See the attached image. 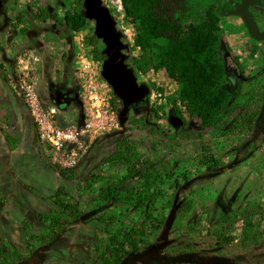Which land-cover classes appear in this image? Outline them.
Returning a JSON list of instances; mask_svg holds the SVG:
<instances>
[{"label":"rangeland","instance_id":"1","mask_svg":"<svg viewBox=\"0 0 264 264\" xmlns=\"http://www.w3.org/2000/svg\"><path fill=\"white\" fill-rule=\"evenodd\" d=\"M84 1L0 0V140L18 118L21 129L28 123L35 128L21 94L23 80L34 85L39 98L64 104L61 117L68 122L82 119L83 87L104 80L110 88L100 74L103 61L97 53L104 43L97 38L95 47L89 44L95 20L88 18L78 31L68 26L66 13L71 9L86 13ZM232 2L187 0L184 11L173 13L183 27L205 21L207 13L214 14L217 28L212 27V34L222 54L220 81L235 92L233 103L220 111L217 125L203 128L183 114L175 128L169 123V110L175 104L184 112L180 85L156 68L151 51L135 44L136 23L125 15L120 0H102L116 29L124 34L125 56L116 68L120 94L129 103H140L145 91L137 85L144 83L149 89L148 103L156 112L147 105L132 107L122 129L97 137L66 172L69 179L63 180V188L79 200L82 217L73 221L70 232L64 231L54 242L37 248L29 260L17 264H100L96 248L106 235L101 217L109 213L123 219L140 217L124 194L116 203L101 204L97 199L101 186L117 183L125 175L126 166L118 159L121 154L131 156L136 167L149 159L160 173L156 189H161V195L145 206L163 224L138 248L139 255H152L162 264H264V40L250 37L243 20L228 14L231 8L223 9ZM250 11L264 30V9L251 7ZM227 55L238 63L241 75L226 68ZM86 61L90 68L80 74ZM125 76L132 81L124 80ZM120 102L118 112L123 107ZM35 135L47 164L57 165L51 149ZM183 173H188L187 181ZM37 179L40 184L44 178L38 175ZM120 184L122 189L137 185L135 179ZM11 197L0 210V238L5 236L23 249L22 220L27 219L30 231L36 232L37 214L49 212L53 205L22 184ZM182 202L190 205L188 211L178 212ZM97 205L101 207L96 209Z\"/></svg>","mask_w":264,"mask_h":264},{"label":"trees","instance_id":"2","mask_svg":"<svg viewBox=\"0 0 264 264\" xmlns=\"http://www.w3.org/2000/svg\"><path fill=\"white\" fill-rule=\"evenodd\" d=\"M232 1L223 9L232 8L233 4L240 0ZM120 3L125 15L136 23L135 44L143 50L151 51L156 60V68L163 69L180 85L179 101L185 113L173 104L169 110V123L177 128L183 121V114H186L190 119L195 118L200 127L217 125L220 111L224 106L233 103L235 92L220 81L222 54L216 47L217 40L212 34V27L217 28L214 14L207 13V21L189 23L183 27L173 13L184 11L187 0H120ZM66 15L68 26L73 31L80 30L89 18L87 12L81 14L76 9L69 10ZM115 30L123 49L125 43L121 38L124 34L121 30L118 31L116 26ZM97 38L101 37L94 31L89 44L95 47ZM97 53L101 61H104V48ZM137 88L145 91L140 104H146L152 112H156L148 103V87L140 83ZM117 100L120 98L111 90L110 102L114 108ZM118 150L121 152V146ZM118 159L126 166V173L119 182L99 188L98 202H120V194H124L126 202L131 201L136 205L132 210L140 217L138 220L132 216L123 219L113 213L101 217L106 224V235L104 241L96 248L100 255V264H119L126 257L130 262L131 257L134 258V252L141 245H145L148 238L163 224V219L154 214L151 207L145 206L148 200L160 196L162 192L161 189H156L160 182L157 164H152L153 161L146 159L136 167L131 156L121 154ZM53 168L65 179H69L66 172L72 168L59 165H54ZM127 179H135L137 185L122 189L120 182ZM183 180H188V173H183ZM180 185L177 183V186ZM77 187L80 189L79 185ZM49 198L53 207L49 212L37 214L40 225L36 232L30 231L27 219L22 220L21 226L25 232L23 249L14 246L9 238L1 236L3 247L0 248V264H17L29 260L37 248L54 242L62 230L68 229L73 221L82 217L83 210L79 200L63 187L56 188ZM7 202V198L0 193V210ZM100 207L101 205H97L96 209ZM177 208L178 212H186L190 205L182 202ZM155 263L158 264L156 261Z\"/></svg>","mask_w":264,"mask_h":264},{"label":"built area","instance_id":"3","mask_svg":"<svg viewBox=\"0 0 264 264\" xmlns=\"http://www.w3.org/2000/svg\"><path fill=\"white\" fill-rule=\"evenodd\" d=\"M89 68L86 61L80 74ZM20 90L29 107L37 138L51 149L53 162L61 167L76 166L98 136L122 129L118 111L110 102V88L104 80H95L83 87L81 121L63 120L64 105L54 99L39 98L31 82L23 80Z\"/></svg>","mask_w":264,"mask_h":264},{"label":"crops","instance_id":"4","mask_svg":"<svg viewBox=\"0 0 264 264\" xmlns=\"http://www.w3.org/2000/svg\"><path fill=\"white\" fill-rule=\"evenodd\" d=\"M14 106L20 107V104L15 103ZM19 122L20 118L5 133V139L0 140V193L7 198L8 204L12 198V191H15L17 185L22 184L26 188L42 194V197L50 205L52 204L50 195L56 188L65 186L64 177L48 165L45 157L40 153L38 143L35 141L34 126L28 123L25 128L21 129ZM38 175L44 178L40 184H38ZM66 230L65 233L70 232V229Z\"/></svg>","mask_w":264,"mask_h":264},{"label":"water","instance_id":"5","mask_svg":"<svg viewBox=\"0 0 264 264\" xmlns=\"http://www.w3.org/2000/svg\"><path fill=\"white\" fill-rule=\"evenodd\" d=\"M261 0H240L233 4V7L227 11L228 14L239 16L250 35L255 40H264V30H260L253 15L249 11L252 5H258ZM85 7L88 17L95 20V31L101 37L104 43V59L100 74L110 84L114 83L113 78L117 76L116 68L122 63L124 58L122 54V42L115 30L114 19L109 9L102 4V0H85ZM225 66L227 69L237 70L236 64L231 57H225ZM134 80V77H133ZM132 81V80H131ZM135 83V80L133 81ZM122 100L126 98L122 96ZM128 108L123 106L118 112V119L122 124ZM127 258V257H126ZM124 258L119 264H125Z\"/></svg>","mask_w":264,"mask_h":264},{"label":"flooded vegetation","instance_id":"6","mask_svg":"<svg viewBox=\"0 0 264 264\" xmlns=\"http://www.w3.org/2000/svg\"><path fill=\"white\" fill-rule=\"evenodd\" d=\"M251 7H259V8H262V9H264V0H261L260 1V3L258 4V5H252V6H250L249 7V11H250V8ZM250 13L253 15V13L250 11ZM253 17H254V19H255V16L253 15ZM255 21H256V19H255ZM256 23H257V21H256ZM258 25V24H257ZM260 29V28H259ZM261 30V29H260ZM121 51H122V49H121ZM122 54H123V56H125L124 55V53L122 52ZM227 56H229V55H227ZM230 57V56H229ZM232 60L234 61V63L236 64V67H237V70L236 71H234L233 69H231V71L235 74V76H239V75H241V71H240V68H239V65H238V63L232 58ZM116 74H117V76L116 77H114L113 78V80H114V83L112 84V85H110L108 82V85L110 86V89L111 90H113V92H115V94H117L118 95V97L121 99V102H120V104H121V106H127V108L128 109H130V108H139V106H144V105H146V104H140V103H129L128 101H127V99L125 100V101H123L122 100V95L120 94V90H119V81H120V76H119V72L116 70ZM124 80H129V81H131L132 79L129 77V76H125V78H124ZM128 111V110H127ZM64 231H66L65 229L64 230H62L61 231V233H63ZM60 233V234H61ZM59 237V236H58ZM155 257H153L152 255H151V258L150 257H148V256H146V255H144V254H138L137 253V251H135L134 252V258L133 257H131V261L130 262H128V258H126V262H125V264H156L155 263V261L157 262V260L156 259H154ZM158 264H162V262L161 261H159L158 262Z\"/></svg>","mask_w":264,"mask_h":264}]
</instances>
